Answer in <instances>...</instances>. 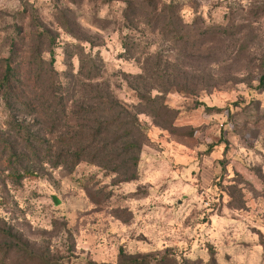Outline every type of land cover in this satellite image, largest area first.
Here are the masks:
<instances>
[{
	"label": "rangeland",
	"instance_id": "1",
	"mask_svg": "<svg viewBox=\"0 0 264 264\" xmlns=\"http://www.w3.org/2000/svg\"><path fill=\"white\" fill-rule=\"evenodd\" d=\"M196 2V13L181 12L184 21L241 13L244 40L201 36L204 53L188 59L192 43L163 42L164 60L191 67L167 70L164 88H180L153 90L161 107L138 114L144 144L128 179L123 166L115 171L125 160L120 147L85 148L76 166L54 157L75 152L54 147L61 138L91 145L92 132L62 126V111L77 110L87 90L57 83L76 74L78 54L95 57L94 72L118 100L137 103L127 80L141 71L122 46L123 4L0 0V264H264V0ZM101 116L93 112L87 126ZM24 136L43 159L28 157ZM9 146L20 155L13 167Z\"/></svg>",
	"mask_w": 264,
	"mask_h": 264
},
{
	"label": "trees",
	"instance_id": "2",
	"mask_svg": "<svg viewBox=\"0 0 264 264\" xmlns=\"http://www.w3.org/2000/svg\"><path fill=\"white\" fill-rule=\"evenodd\" d=\"M109 1L113 0H104V3ZM114 1L123 4L120 23V30L123 35L122 46L127 54L137 55L136 59L140 65L141 72L132 75L131 79L127 80L137 103L128 106L118 100L113 91L110 90L109 83L103 80L102 76L94 72L95 67L92 61H94L95 57H92L90 54H78L79 67L76 74L70 73L67 75L65 73L57 83L60 87L67 86L70 88L72 86L71 89L85 86L87 90H83L80 104L72 105L77 110H70L69 108L66 114V109L62 111L65 116L62 126L74 130L77 134H83L86 131L92 132L93 136L89 142L91 145L88 146V142H83L74 136L64 140H61V138L55 141L54 147L57 148L61 143H65V145L72 148L75 147V152L68 156L59 154L54 157H56V163H67L68 165L76 166L85 159V148L94 147L96 148L94 152L106 153L120 147L125 160L121 166H117V169L115 168V171L120 170L123 166L125 168L124 173L128 175V179H133L136 177L135 169L137 167L138 155L141 146L144 144L143 139L139 135H145V128L140 124L138 114L144 113L146 109L154 105L161 107L157 101L158 94L152 96L153 90L163 95L171 89L178 91L177 89L180 88L178 82L171 88H164L162 77L165 76L167 70L171 68L175 70L176 68H180L181 65L191 67L187 62L188 60L175 61V64L172 66L167 60H164L160 51L163 42H169L174 46H177L179 42H183L186 45L192 43L188 49L190 53L186 55V58H190L192 54L200 57L204 51L203 46L197 45L195 42L199 37L207 35L212 37L213 40H227L230 38L233 40H244V32L247 26L238 23L239 21L243 22L245 15L241 13L236 15L232 12L225 13L224 22L207 24V22L201 21L202 19L197 14L191 23L184 21L181 12L189 9L196 13V0ZM239 10L248 13L244 9L239 8ZM237 11L238 9H236ZM104 21H106L105 18ZM236 21H238V24L235 23ZM201 29L203 30L201 31ZM78 41V45H80L81 40ZM49 43V46H52L53 40H50ZM156 49H159V51H156ZM11 53L12 48L5 59V74L3 76V82L7 88L13 78L10 66ZM49 54L51 55V62L54 61L52 49L49 51ZM260 84H264L263 76L260 79ZM205 109L209 108L205 107ZM96 111L102 112L101 117H103V120L95 122V129L89 128L87 125L89 124L90 115ZM56 127V124L53 123V128ZM110 131V139L115 138L112 141L109 140V142L107 135L110 134ZM97 138H101V140H97ZM22 140L25 145L24 149L28 152V157L35 159L40 157V159H43V156H40V153L36 151L38 145L32 144L35 141L34 139L30 140L27 136H24ZM107 142L109 144H106ZM38 143L40 146L42 140H38ZM92 143H97L99 146L95 144L92 146ZM49 148L52 149V145ZM8 150L9 153L5 160L7 165L13 167V165L18 163L20 155L10 146ZM125 264H135V262L129 261L125 262Z\"/></svg>",
	"mask_w": 264,
	"mask_h": 264
},
{
	"label": "water",
	"instance_id": "3",
	"mask_svg": "<svg viewBox=\"0 0 264 264\" xmlns=\"http://www.w3.org/2000/svg\"><path fill=\"white\" fill-rule=\"evenodd\" d=\"M262 65H263V68H264V59H263ZM52 199H53V202H54L55 205H58L60 203L56 196H53Z\"/></svg>",
	"mask_w": 264,
	"mask_h": 264
}]
</instances>
